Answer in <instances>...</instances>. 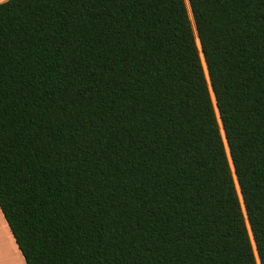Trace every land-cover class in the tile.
<instances>
[{
	"label": "trees",
	"instance_id": "1",
	"mask_svg": "<svg viewBox=\"0 0 264 264\" xmlns=\"http://www.w3.org/2000/svg\"><path fill=\"white\" fill-rule=\"evenodd\" d=\"M0 210L26 264H264V0L0 2Z\"/></svg>",
	"mask_w": 264,
	"mask_h": 264
},
{
	"label": "rangeland",
	"instance_id": "2",
	"mask_svg": "<svg viewBox=\"0 0 264 264\" xmlns=\"http://www.w3.org/2000/svg\"><path fill=\"white\" fill-rule=\"evenodd\" d=\"M4 228H5L4 223L1 221L0 222V261H3L4 259V263L7 261L6 262L7 264H11V260H12L15 262V264H18V261H16V254L18 252L16 249L14 250V248H10L8 244L9 242H5L6 239H4V237H5V233H7V230L5 231ZM14 251H16L17 253L15 254Z\"/></svg>",
	"mask_w": 264,
	"mask_h": 264
},
{
	"label": "crops",
	"instance_id": "3",
	"mask_svg": "<svg viewBox=\"0 0 264 264\" xmlns=\"http://www.w3.org/2000/svg\"><path fill=\"white\" fill-rule=\"evenodd\" d=\"M2 1H5V0H0V2H2ZM1 221L4 223V226L6 228V229L4 228V230L5 231L7 230V233H5V237H4V239H6L5 242H9L8 244H9L10 248H14V250L16 249L17 252H18L17 253L16 251H14L15 254L17 253L16 254V261H18V264H26V262L24 260V257L22 255L20 249L18 248V246H17V244L15 242V239H14L12 233H11V230H10V228H9L5 218H4V215H3V213L0 210V222ZM4 230H3V232H4ZM9 261H10V259H9ZM6 262L4 263V259H3V261H0V264H7ZM13 263L15 264V262L11 260V264H13Z\"/></svg>",
	"mask_w": 264,
	"mask_h": 264
},
{
	"label": "water",
	"instance_id": "4",
	"mask_svg": "<svg viewBox=\"0 0 264 264\" xmlns=\"http://www.w3.org/2000/svg\"><path fill=\"white\" fill-rule=\"evenodd\" d=\"M197 41H198V43H199V39L197 38ZM197 41H196V43H197ZM198 47H199V49H201L200 48V43H199V45H197ZM201 51V50H200ZM201 54H200V56H202V59H203V54H202V52H200ZM203 63H204V59H203ZM204 65H205V63H204ZM204 70H205V74H206V77H207V79L209 80V77H208V74H207V69H206V67L204 68ZM210 91H211V93H212V95H213V92H212V88H211V86H210ZM213 103H214V106H215V109H216V111H217V106H216V104H215V98H214V96H213ZM217 117H218V120H219V122H220V118H219V114H218V111H217ZM220 125H221V122H220ZM221 134H222V136H223V139H224V141H225V146L227 147V152H228V157H229V161H230V164H231V167L233 168V165H232V163H231V158H230V156H229V150H228V146H227V142H226V139H225V136H224V132H223V128L221 127ZM234 177H235V174H234ZM235 183H236V188H237V190H238V193H239V195H240V201H241V203H242V206H243V201H242V198H241V194H240V190H239V187H238V184H237V180H236V178H235ZM253 241V240H252ZM253 248H254V250H255V253H256V257H257V252H256V248H255V244L253 243ZM257 262H258V264H259V260H258V257H257Z\"/></svg>",
	"mask_w": 264,
	"mask_h": 264
}]
</instances>
